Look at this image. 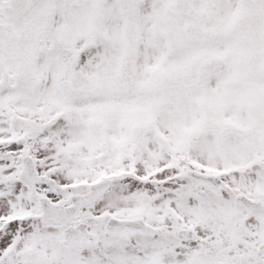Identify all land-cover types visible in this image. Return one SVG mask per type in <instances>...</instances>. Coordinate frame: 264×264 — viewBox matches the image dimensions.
Returning a JSON list of instances; mask_svg holds the SVG:
<instances>
[{
  "label": "snow or ice",
  "instance_id": "obj_1",
  "mask_svg": "<svg viewBox=\"0 0 264 264\" xmlns=\"http://www.w3.org/2000/svg\"><path fill=\"white\" fill-rule=\"evenodd\" d=\"M0 264H264V0H0Z\"/></svg>",
  "mask_w": 264,
  "mask_h": 264
}]
</instances>
